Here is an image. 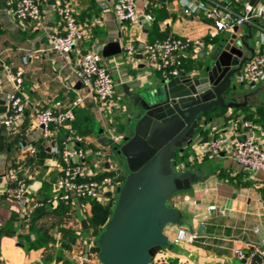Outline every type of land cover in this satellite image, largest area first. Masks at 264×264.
Returning <instances> with one entry per match:
<instances>
[{"label":"crops","instance_id":"obj_1","mask_svg":"<svg viewBox=\"0 0 264 264\" xmlns=\"http://www.w3.org/2000/svg\"><path fill=\"white\" fill-rule=\"evenodd\" d=\"M16 1L0 0V81L4 94H20L26 108L24 119L6 128L2 120L8 114V105L4 96L0 97V175L13 169L19 178L26 180L29 202L44 204L49 197L63 166L60 152L66 137V130L60 129L52 142L43 139L34 123L33 112L37 109L57 111L75 96L85 94L73 73L75 62L83 54L89 51L101 54L103 65L117 84V93L108 106L89 96L74 111L72 130L82 138L75 146L86 152V161L92 171L103 167L124 174L96 134L98 126L106 137L124 128L132 101L123 93L122 86H127L131 93L144 94L158 88L160 81L165 79L155 69V63L142 54L143 44L168 37L204 41L209 49L198 59L181 58L183 72L195 74L198 69L194 65H205L217 46H235L243 40L248 41L244 39L247 36L245 26L240 27L243 29L240 36L231 30L211 38L212 24L199 16L183 14L176 0H136L135 12L140 19L136 26L115 20L110 0H36L41 17L35 23L14 19L12 11ZM59 5H67L72 10L83 34L80 44L66 55L54 51L49 43V36L58 33L55 12ZM146 16H151L152 20L146 22ZM253 37V45L248 43L249 48L253 51L263 49L257 32L253 35L252 31L251 39ZM109 44L118 45L120 54L103 57L102 50ZM127 45L134 48L132 58L125 55ZM139 52L141 57H138ZM191 62L195 64L190 65ZM186 68L188 73L184 71ZM19 71L22 84L16 88L10 76ZM240 90L244 93L237 95V99L246 106L204 115L201 123L211 121L207 126H199L194 141L205 144L226 129L232 143L249 133L264 145V102L255 105L254 92ZM236 117L240 122H251L252 128L233 129ZM30 148L35 152L31 153ZM98 150L105 152L104 158L96 157ZM184 152L189 153L188 170L194 171L199 181L190 189L175 193L171 206L182 215L190 227L187 230L196 237L192 241L172 244L180 227L168 225L164 233L173 246L161 250L151 264H245L246 260L235 257L236 249L246 254L247 264H251L256 255L261 256V264H264V172L241 171L228 155L204 154L197 158L191 146ZM183 168L185 170L184 165ZM23 212L22 203L12 198L5 180L1 179L0 264H99L92 251L94 246L87 238L91 231L86 228L89 214L82 215L62 205L51 208L46 204L30 216H23ZM83 220L85 226H82ZM200 226V233H197ZM260 248L263 253L258 252Z\"/></svg>","mask_w":264,"mask_h":264},{"label":"built area","instance_id":"obj_2","mask_svg":"<svg viewBox=\"0 0 264 264\" xmlns=\"http://www.w3.org/2000/svg\"><path fill=\"white\" fill-rule=\"evenodd\" d=\"M111 11L115 20L120 24L136 26L140 19L135 12L136 0H110ZM176 6L187 16H199L212 24L210 37L214 38L225 31H231L235 27L240 28L248 24L252 31L255 30L260 36L259 45L263 49L253 51L241 71L236 76L237 84H255L264 80V2H258L249 6L244 0H176ZM58 33L49 36L51 48L63 55L70 54L83 38L82 30L72 10L67 5H59L56 8ZM14 19L18 22L35 23L40 20L41 11L36 0H17L12 11ZM151 16H146L145 21L150 22ZM258 20H261L258 22ZM209 47L200 39L188 37H168L163 40L146 42L142 46V54L145 58L155 63V69L165 79H172L183 72L181 58L189 57L198 59ZM127 58H132L134 48L127 45L125 48ZM73 73L85 91L83 95H77L64 108L57 111L51 109L35 110L33 119L36 127L41 132V137L46 141H53L60 129L66 130L63 149L60 152L63 166L60 175L52 185L51 193L45 203L39 201L29 202L26 200L27 183L19 178L13 169H7L0 180L4 179L7 184V192L24 207L23 216H30L35 210L43 205L56 208L59 205L77 210L82 215L89 214L93 203L105 204L116 198V189L123 181L124 174L111 171L113 168L100 167L92 171L86 161V152L76 144H80L82 138L74 133L72 124L75 120L74 111L82 106L87 97L92 96L104 105H110L117 93V84L110 76L102 63L99 52L89 51L83 54L74 64ZM11 80L16 88L22 84V72L11 75ZM4 96L8 105V114L2 120L3 126L12 128L24 119L26 103L20 94H4L0 81V97ZM232 128L243 130L251 129V122H240L235 118ZM243 139L232 143L230 135L226 131L210 142L199 143L200 140L192 141L191 148L197 158L204 154L220 156L228 155L236 166L245 172H264V145L258 142L249 133L243 134ZM29 151L34 153V149ZM103 150L96 152L98 159L105 157ZM183 165L178 164L177 170H183ZM107 172H110L107 174ZM1 228V223H0ZM196 234L190 233L186 228L180 227L172 241L178 244L195 239ZM235 257L247 264V256L242 249L234 251Z\"/></svg>","mask_w":264,"mask_h":264},{"label":"water","instance_id":"obj_3","mask_svg":"<svg viewBox=\"0 0 264 264\" xmlns=\"http://www.w3.org/2000/svg\"><path fill=\"white\" fill-rule=\"evenodd\" d=\"M259 1L245 2L252 7ZM245 27L244 39L249 40L252 29L248 24ZM242 48L253 54L244 40L235 46L219 45L195 74L163 79L158 88L148 93H131L122 86L132 101L124 128L106 137L98 126L96 134L124 171L110 216L96 237L99 264H150L161 250L173 246L164 233L168 225L190 228L170 202L175 193L190 189L199 178L192 170H177L175 153H183L199 126L211 121L201 123L206 113L215 108L237 110L246 106L237 99L244 92L234 83L249 59ZM120 52L118 45L109 44L102 55L107 58ZM258 252L263 253V248ZM261 261V256L256 255L251 264Z\"/></svg>","mask_w":264,"mask_h":264},{"label":"trees","instance_id":"obj_4","mask_svg":"<svg viewBox=\"0 0 264 264\" xmlns=\"http://www.w3.org/2000/svg\"><path fill=\"white\" fill-rule=\"evenodd\" d=\"M204 65H200L198 64L197 65V69L203 67ZM185 72H189V69L186 68L184 70ZM222 110L224 109H220V108H215L214 110L206 113L205 115H210L212 114V112L216 111V112H221ZM217 113V114H219ZM187 157L188 155L186 156V152H183L182 154H179V158H178V164H183L185 166V170H188L190 169L187 165ZM108 206L106 207H102V204H98V203H93L92 204V215L91 217H88L87 218V227L86 228H89V229H94V233L97 237L98 233L100 232L101 228L105 225V223L107 222L109 216H110V213H111V210L109 211V209L107 208ZM99 228V229H98ZM92 251L94 253H97V248L94 246ZM153 262V260L150 262V264Z\"/></svg>","mask_w":264,"mask_h":264},{"label":"rangeland","instance_id":"obj_5","mask_svg":"<svg viewBox=\"0 0 264 264\" xmlns=\"http://www.w3.org/2000/svg\"><path fill=\"white\" fill-rule=\"evenodd\" d=\"M241 32H243V29L239 28L236 35H239L240 36L241 35ZM255 34H256V32L253 30V35H255ZM253 40H254V37L252 39L246 41V43H249V44H252L253 45ZM216 41H219V38ZM193 64H195V63L194 62H191L190 65H193ZM194 67H197V64H195ZM234 83L236 84L237 88L243 89L245 92H248V93L254 92V96L252 98H253V102H254L255 105H260L262 102H264V84L262 83V81H260L259 83H257V86H253L252 88L247 87L248 86L247 84H243V85L237 84L236 83V77L234 78ZM187 155H189V153H186V156ZM178 158H179V154H178V151H177L175 153V160L178 161ZM118 167L120 168L119 165H118ZM114 201L115 200H112V202H110V203L107 202L105 204H102V207L108 206L107 208L110 211L111 208H112V206H113V204H114ZM170 204H172V203L170 202ZM91 215H92V206L90 208V212H89V216L88 217H91ZM90 230L91 231L89 233V237H87V238H88V240L91 241L92 245L95 246L96 235L94 233V229H90ZM86 236H88V234L85 235V237ZM96 256H97V254H96Z\"/></svg>","mask_w":264,"mask_h":264},{"label":"flooded vegetation","instance_id":"obj_6","mask_svg":"<svg viewBox=\"0 0 264 264\" xmlns=\"http://www.w3.org/2000/svg\"><path fill=\"white\" fill-rule=\"evenodd\" d=\"M242 49H243V52H244V54H245L244 56H245L246 58H249L251 54H250L249 52H247L244 48H242ZM187 148H188V147H187ZM187 148H186V149H187ZM186 149H185V150H186ZM185 150H184V151H185ZM184 151H183V152H184ZM178 154H179V153H178ZM181 154H182V153H181ZM117 164L121 167V164H120V163H117ZM122 169H123V168H122Z\"/></svg>","mask_w":264,"mask_h":264}]
</instances>
